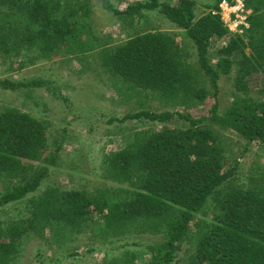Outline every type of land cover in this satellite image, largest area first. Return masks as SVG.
I'll return each mask as SVG.
<instances>
[{
  "label": "trees",
  "instance_id": "1",
  "mask_svg": "<svg viewBox=\"0 0 264 264\" xmlns=\"http://www.w3.org/2000/svg\"><path fill=\"white\" fill-rule=\"evenodd\" d=\"M221 1L198 16L195 0L138 1L125 9L104 0L107 10L132 28L126 39L110 45L93 30L91 0H0L4 58L33 49L35 57L72 54L112 76L127 98L168 107L107 120L156 126L128 127L125 146L104 153L101 170H95L108 181L91 191L52 180L63 162L62 142L49 136V120L0 109V207L27 200L24 215L0 226V264H15L25 240L43 237L57 246L80 232L94 242L132 232L160 234L147 246L152 257L145 264H264V170H240L251 146L264 151V0H246L252 13L242 34L226 26ZM154 9L184 29L187 39L179 42L173 33L134 22L143 10ZM223 76L233 80L226 106L220 96ZM44 82L4 78L0 88ZM199 106L207 110L189 111ZM84 254L74 249L70 255Z\"/></svg>",
  "mask_w": 264,
  "mask_h": 264
},
{
  "label": "rangeland",
  "instance_id": "2",
  "mask_svg": "<svg viewBox=\"0 0 264 264\" xmlns=\"http://www.w3.org/2000/svg\"><path fill=\"white\" fill-rule=\"evenodd\" d=\"M118 9H125L132 3L147 0H110ZM167 1L175 5L179 0ZM195 11L198 16L208 12V5H214L217 0H195ZM104 0H91L92 23L94 32L102 39L104 44H116L132 33V28L127 20L123 21L114 16L106 8ZM222 19L228 18L227 12L219 11ZM143 28L155 31L157 28L173 33L176 40L183 42L187 39L184 29L170 22L157 9L143 10L136 15L135 23ZM223 42L215 43V47ZM34 57L30 60L25 55ZM38 50L24 51L22 55H13L4 58L0 55V79L12 80L42 79L43 85L38 87L21 88L18 90H5L0 88V109L17 108L31 113L33 116L51 122L49 136H56L54 140L62 142L60 160L63 164L53 171L52 180L59 181L67 188L77 186L92 190L98 185L107 182L96 176L104 160V153L123 148L126 144V136L129 128H151V122L129 120L125 123H108L111 116L122 117L127 112L153 107L158 111L168 107L157 100L137 101L136 95L127 98V95L119 90L120 85L115 79L107 75L102 69H91L90 61L86 63L77 57L70 55H54L48 57H35ZM193 59H196L193 55ZM214 58V57H213ZM216 60V58H214ZM88 61V60H87ZM221 102L226 106L232 96L233 80L227 76L221 77ZM256 91L253 95H256ZM264 100V96H261ZM183 110V108H180ZM207 110L205 106L190 108L194 115ZM93 126V130H92ZM67 127L62 137L61 129ZM127 128V129H125ZM53 138H50L52 142ZM53 145V143H51ZM56 144L52 146L55 149ZM258 145L251 146L250 151L241 160L240 170L247 172L250 167H260L264 170V151H257ZM72 163L82 165L73 170ZM83 178V179H82ZM113 186V182L108 183ZM4 185L0 181V193ZM27 200L10 202L0 207V226L9 220L15 219L26 213ZM86 232L73 235L71 241L66 244L52 246L43 237L31 238L24 241L16 253L15 264H107L113 261H129L130 264H145L151 260L152 254L148 245L159 240L160 234L127 233L124 236L112 237L108 241H91ZM59 246V247H58ZM188 244H185V247ZM90 247L95 250L91 253ZM85 252L83 256H71V252ZM184 254H181V257ZM41 258V261L39 260ZM175 262V261H174ZM177 264H185L179 261Z\"/></svg>",
  "mask_w": 264,
  "mask_h": 264
},
{
  "label": "built area",
  "instance_id": "3",
  "mask_svg": "<svg viewBox=\"0 0 264 264\" xmlns=\"http://www.w3.org/2000/svg\"><path fill=\"white\" fill-rule=\"evenodd\" d=\"M222 13L227 12L228 18L223 19L233 33H244L249 27V16L252 13L246 0H222L219 4Z\"/></svg>",
  "mask_w": 264,
  "mask_h": 264
}]
</instances>
